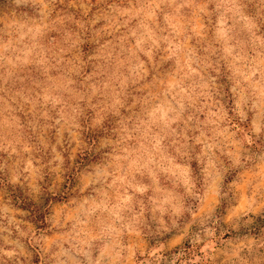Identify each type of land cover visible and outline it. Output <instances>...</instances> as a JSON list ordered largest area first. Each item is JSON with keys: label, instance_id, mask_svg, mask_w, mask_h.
<instances>
[{"label": "clouds", "instance_id": "obj_1", "mask_svg": "<svg viewBox=\"0 0 264 264\" xmlns=\"http://www.w3.org/2000/svg\"><path fill=\"white\" fill-rule=\"evenodd\" d=\"M0 264H264V0H0Z\"/></svg>", "mask_w": 264, "mask_h": 264}]
</instances>
